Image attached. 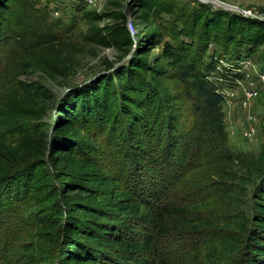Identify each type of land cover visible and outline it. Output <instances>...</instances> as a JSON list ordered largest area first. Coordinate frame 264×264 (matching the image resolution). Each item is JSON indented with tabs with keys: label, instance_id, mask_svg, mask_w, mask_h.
<instances>
[{
	"label": "trees",
	"instance_id": "1",
	"mask_svg": "<svg viewBox=\"0 0 264 264\" xmlns=\"http://www.w3.org/2000/svg\"><path fill=\"white\" fill-rule=\"evenodd\" d=\"M49 1L37 7L39 0H0V128L15 129L13 120L25 125L39 121L51 95L29 76L69 77L77 56L85 51L86 43L71 33L75 19L63 24L59 17L52 18ZM120 4L123 10H88L81 15L94 24L87 41L114 47L122 57L116 64L106 62V70L59 96L50 139L40 136L39 125L19 138H10L8 128L0 129V161L30 159L7 172L9 178L0 177V213L11 209L18 219L26 197L47 196L50 206L45 217L36 219L41 226L34 230L59 251L57 264H222L236 253L239 263L264 264V155L234 163L244 156L231 149L222 90L233 87L241 76L217 68L218 56L207 51L208 44L220 42L225 32L232 35L226 50L233 45L234 55L243 45H263L264 21L209 8L205 2L199 11L180 17L183 27H166L179 33L170 42L160 39L164 26L155 24L153 17L172 12L174 4L166 0ZM134 7L140 11L135 17L138 31L132 36L126 20ZM21 15L32 24L12 31V19ZM100 22L103 25L98 26ZM159 44L160 53L151 62L141 55ZM118 111L128 140L126 184L90 161L76 137L82 122L99 134L97 124L105 126ZM253 180L249 213L234 212L236 195L231 192H243ZM95 185L117 192L108 205L97 203L100 192ZM209 190L216 192L215 201L208 199ZM8 223L9 230L17 225ZM217 229L218 236L198 242L182 255L162 249L167 236L201 237ZM13 232L0 236V264H27L12 260V254L20 255L15 250L20 237ZM43 250L30 244L35 261L48 260Z\"/></svg>",
	"mask_w": 264,
	"mask_h": 264
},
{
	"label": "rangeland",
	"instance_id": "2",
	"mask_svg": "<svg viewBox=\"0 0 264 264\" xmlns=\"http://www.w3.org/2000/svg\"><path fill=\"white\" fill-rule=\"evenodd\" d=\"M44 1L45 0H39L37 7L43 5ZM166 1L174 4V10L170 13L162 12L157 14L153 17V21L155 24L165 27L160 29V39L173 42V39L179 38V33H171L172 31L166 27H176V29L183 27V19H180V17L189 11H199L201 9L200 4L202 5L205 2L201 0ZM221 1L234 5L238 8V10L227 9L230 10L231 13L241 15L252 20L255 19L264 21V0ZM208 3H210L209 8H223L214 3ZM49 5V7L54 6L53 9L50 8V16L52 18L58 19L59 17L62 23L64 20H68L70 18L75 19L73 31H71V33L73 32V34H75L74 39L76 41L78 40L79 42L86 43V45H83L85 51L81 55L77 56L78 59L76 68L69 77L63 78L61 76H56L51 78L41 73H35L29 76L28 79L39 81L49 92L51 98L46 106V113H44L43 117L39 121L32 120L28 123V125H25L22 122L16 123L13 120V125L17 126L13 130V126H1V130L8 128L5 132L10 138L23 137L24 130L32 131L34 127L39 125L42 126L40 129V136L50 139L52 132L51 123L55 121V108L53 107L57 105V100L59 96L64 93L65 89L68 86L83 83L84 80H88L91 76L101 73L106 70V62L116 64L122 57L121 51L114 47H103L89 43L87 41V37L93 30L94 24L81 16L88 10H93L99 13L105 10L116 9V7L117 9L123 10L120 0H50ZM139 11L140 10L137 7L132 9V15H128L129 12L127 11L126 24L131 21L137 26L138 20H135V17L136 13ZM12 21V31L14 29L19 30V28L32 24L27 23V19L22 15L20 17L13 18ZM100 25H103V22L98 24V26ZM141 26H146V24H141ZM234 35L236 34L234 33ZM180 38H182V36H180ZM231 38L232 35L229 32L223 33L220 42H211L208 44L207 51H214V54L218 56V64L220 67L228 70H233V67H242L243 70V72L239 75L241 77L238 78V81H235L233 87L222 90V93L226 97L223 110L225 114V128L228 133L230 146L235 154L240 151L244 156L242 160L235 158L234 163L238 165L241 161H247V158L251 155H264V44L260 46L243 45L242 49H236L237 52H239L237 55H234L231 53L233 45L230 46L228 50H226L225 46L228 45L227 41ZM246 49L249 51L247 52ZM160 50L161 47L159 44L152 48L151 51L142 53L141 55L143 57H148L151 62L155 55L160 53ZM233 51H235V49ZM2 54L3 52L0 49V57ZM163 60L164 59H162V61ZM165 84L168 85L167 83ZM168 90V92L172 91L171 88H168ZM112 112H115V110ZM121 115V111H118L116 112V117L113 120L109 119L108 122L104 123L105 126H101V123L97 124L99 134L95 133V130L91 125L82 122L79 126L76 137L79 140V144H81L82 152L84 155L88 156L90 161L99 164L104 170H107L108 173L111 172L113 179L118 183L123 182V184H126L128 178L124 173L127 171V162L124 155H126V152L128 151V140L125 135V122L123 121ZM8 123H10V120H8ZM104 132L107 134L105 135ZM45 159L49 168L54 169L51 165V161H49V158L45 157ZM29 160L30 159L28 157L22 159L15 156L7 163L0 161V177L7 178V176L11 174H8L7 172L21 168ZM77 170L78 169L75 168V172ZM121 174L125 175H123L125 179L121 176ZM118 177H122L120 182ZM99 186L100 185H95L100 192L97 203L108 205L109 201H111V196L116 195L117 192H111L114 190L111 186L107 188ZM254 186L253 180L247 186L242 187H246L243 189V192L238 191L239 189L231 192L236 195V198L234 199L235 201L232 202L234 212L249 213V207L252 203L251 195L254 190ZM206 194L209 195L208 199H212L210 201H215L212 197L216 194L215 191L209 190ZM68 197L70 200L74 197V195L71 193L68 194ZM63 199L66 201L65 198ZM63 199L61 198V202H63ZM26 200H28V202L23 201V204L19 205V207L23 210L19 212L20 215L18 219L13 217V210L11 211V209L3 210L2 214L0 213V236H4V232L6 230L8 234H11V232L14 231L13 234L16 233L19 235L20 239L18 240V243L15 244V250L18 251L20 255L12 254L13 261L19 258L26 261L27 264H57L60 255L59 251L56 250L55 247L52 248L51 246H47L45 241L43 242L40 240L41 237L37 234V230H34L36 226L38 228L41 226V223H37L36 219L38 217L46 216V210L50 206V200H48L47 196H44L41 193H36L34 198L26 197ZM15 201L21 202L18 199ZM28 213H30V215H28ZM8 216L9 218H7ZM8 220L17 224L15 228L11 230L8 229L10 226ZM220 232L221 231L219 229L215 231L211 230L207 233V236L201 235V237L199 234L170 235L163 241L162 249L169 255H182L185 250H193L198 242L207 243L208 238L218 236ZM34 233L36 234L35 238H32L30 235H33ZM30 244H32V247L35 248L36 251L44 249L43 254L46 258H48V260L46 262L43 261V258L38 261L33 260L34 254L32 255V252L30 251ZM239 257L240 256L236 253L233 257L231 256L230 259L226 260V262L222 264H242L238 261Z\"/></svg>",
	"mask_w": 264,
	"mask_h": 264
},
{
	"label": "built area",
	"instance_id": "3",
	"mask_svg": "<svg viewBox=\"0 0 264 264\" xmlns=\"http://www.w3.org/2000/svg\"><path fill=\"white\" fill-rule=\"evenodd\" d=\"M90 1H91V0H90ZM50 8L53 9L54 6H53V7H50ZM126 27H127V29L129 30L130 34H131L132 36H134L135 33H136V31H137V26H136V24H135V23H132L131 21H129V22L126 24ZM216 58H217V61H218V60H219L218 57H216ZM217 68H219V69H225V68H223V67H220V65H219L218 63H217ZM226 70H228V69H226ZM228 71H232L233 73L238 72V73H240V74L243 72L242 67H241V68H239V67H233V70L229 69ZM236 81H238V79H236ZM228 90H230V89H228Z\"/></svg>",
	"mask_w": 264,
	"mask_h": 264
},
{
	"label": "water",
	"instance_id": "4",
	"mask_svg": "<svg viewBox=\"0 0 264 264\" xmlns=\"http://www.w3.org/2000/svg\"><path fill=\"white\" fill-rule=\"evenodd\" d=\"M201 1H203V2H211V3H214V4H216V5H219V6L223 7V8H225V9L238 10V8H237L236 6L231 5V4H228V3H225V2H223V1H221V0H201ZM91 77H92V76H91ZM84 81H85V80H84ZM84 81H83V82H84ZM78 84H81V83H77V84H74V85L68 86V87L65 89V91H67V90L70 89L71 87H73V86H75V85H78ZM65 91H64V92H65Z\"/></svg>",
	"mask_w": 264,
	"mask_h": 264
}]
</instances>
